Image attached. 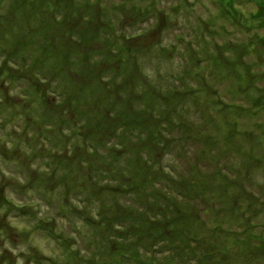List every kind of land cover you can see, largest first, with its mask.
Listing matches in <instances>:
<instances>
[{"label":"rangeland","instance_id":"rangeland-1","mask_svg":"<svg viewBox=\"0 0 264 264\" xmlns=\"http://www.w3.org/2000/svg\"><path fill=\"white\" fill-rule=\"evenodd\" d=\"M47 1L21 0L18 5L13 3L7 16L5 11L0 12V64L2 65L0 69V208L3 205L1 197L4 195L12 198L18 206L30 200V205L40 210L29 208L31 212L26 209L17 211V209L15 213L20 212L27 219L37 216L35 218L39 223L42 221L49 223L45 226L48 227V234L36 232L37 230L30 226L27 219L14 218L13 215L8 214V210H0V264H109L101 261L96 252L91 250L87 236L89 231L87 222L68 211L72 203L79 202L75 200L81 198L79 193L83 192L79 191L88 188L82 187L78 190L79 183L88 179L94 182L102 173L111 176L117 170V166L115 168L111 161L107 162L106 157L123 156L131 147L129 142L134 137H127L130 140H119L124 142L122 150L118 152L110 150L113 146L111 144L116 142L114 129L118 126L124 131L135 128L139 137H142V131L151 132L153 139L140 147L159 151V159L167 156V165L171 163V171H185L188 161L191 164H198L201 170L207 172L204 173V179L212 185L214 201L210 203L215 205V209L210 208L211 213L208 211V215H200L202 223L207 220L224 226L233 219L238 223L234 226V230L243 233L248 227L251 228V224L257 220L249 218L247 213L252 214L253 211L255 213L258 208L260 212L262 211L264 163L252 167L251 170L248 165L241 168L231 165L228 177L223 179L227 174L228 163L225 162L227 154L221 142L229 143L228 146L233 145L238 149H242L253 140L258 142L264 134L263 115L250 113L248 110L241 112V109L235 111L233 108L227 112L223 109L224 121H219L220 116L215 114L213 118L210 115L212 119L210 122V119H206L203 115L206 109L211 112L212 106L207 107L209 102L202 106L203 113L196 111L191 105L196 99V93H193L191 87L196 85L189 86L190 88L184 92L164 97L163 107L170 109L171 115L170 113L167 115L166 112L165 117L159 118L155 113V116L146 114L136 119L137 121L131 119L125 122L118 112V106L124 105L121 93L123 89L124 93L137 92L144 95L148 92L155 99L152 90L158 88L164 92L169 88L165 84L171 81V73L178 74L186 65V53H192V51L188 52L189 48H183L178 37L183 38L185 42L191 40V37H201L204 24L210 21L215 23L214 28L218 31L217 43L227 40L228 36H239V38L244 36L245 34L236 30L235 26H231L227 18L228 13L221 12V7L215 3V0H187L192 3V8L185 9L187 5L185 3L183 11L177 9L179 7L177 1L160 0L156 5L160 7L169 5L168 9L155 18L149 16L141 23L144 27L154 25V29L132 39L125 36L137 34L133 31L137 24L132 25L134 20L124 11L118 26H121L126 33L117 26L120 35H124L121 37V47L127 48L125 55H122V52L116 53L112 47L104 45L105 39L110 37L86 35L90 30L92 33L95 32L94 27H90L92 21L83 19L79 22L86 26L84 30L86 34L80 35L76 34L78 29H75L74 25H65L64 20L57 18V14L64 11V15L72 21L75 17L70 12L78 16L84 12L82 6L71 8L68 2L72 0H53L57 4L55 6L57 12L49 16L44 10ZM95 1L105 3L104 7H107L101 14L102 20L117 24L115 19L117 0ZM144 1L138 0L137 3L135 1L133 3L140 6ZM0 2L4 3L3 0ZM224 4L228 5V0H224ZM237 4L240 6L237 11L244 20L263 21L264 12L256 2L238 0ZM227 10L231 13L230 9ZM56 21H62L58 28L59 34L53 31V22ZM63 24L62 30L66 34L64 36L61 34ZM192 50L195 52L194 48ZM218 50L216 47L213 53L218 54ZM230 55L221 56L224 67L217 68L220 78L212 72L214 82L209 81L212 77L207 69L199 71V76L216 89L213 93L218 91L221 93L222 89L219 87L230 85L229 80L223 78L225 71L233 75L230 68L237 56L236 53ZM209 56L211 57V53ZM198 58L200 57L194 59ZM126 60L127 69L121 65L122 61L124 63ZM208 60L206 59V62L214 71L215 63ZM194 63L197 66V60ZM45 66L50 68L45 69ZM3 68L6 72H3ZM28 69L31 73L27 72ZM36 70L45 72L41 74L47 75L46 85H55L54 98H51V93L55 94V90L43 94L46 88L41 85L39 78L35 77ZM53 72H56L54 76ZM160 76L164 79L159 78ZM23 79L34 82L41 94L26 89L29 100L23 96L19 100L18 85ZM180 82L187 84L181 79ZM187 82L194 83L192 79H187ZM235 95L237 94L233 97ZM200 97L202 96L199 95L198 99ZM220 99L223 100V94ZM41 101L43 103L39 104ZM188 101L189 106H187ZM223 101L228 103V97ZM158 104L159 101L155 99L149 108L154 110L157 106L161 108V104ZM180 109L182 114L179 117L176 113H172L181 112ZM254 109L251 107V110ZM238 113L237 118L235 115ZM175 117L177 119L170 124L171 131L178 132L164 133L163 127L166 121ZM227 117L232 121L236 119L234 124H227L225 121ZM255 121L258 127L261 126L260 122L263 124L259 132L251 130L252 122ZM131 125L134 127L129 128ZM193 126L204 132L206 136L203 135L199 140L195 138V142L191 139L183 142L184 138L179 133L182 129L179 128L187 129ZM240 127L242 131L237 133V128ZM249 130L257 133H245ZM73 131H76L77 135ZM83 141L87 144L86 148L73 149L83 144ZM155 142L160 148H156ZM166 142L171 144L167 145ZM261 142L264 147V140L261 139ZM104 145L108 149H104ZM55 146L57 148H54ZM114 146L115 149L119 148L117 144ZM208 150H215V155L212 156ZM236 154L239 155V152ZM156 158L153 156V159ZM131 168H135V165H131ZM219 169L222 173L218 172ZM258 172L263 178L256 181L254 176ZM241 180H244L245 187L256 188L261 192L260 199L253 198L238 186L242 195L239 196L241 207L244 210L237 208L235 193L232 196L227 194L229 187L232 185L231 187L236 188L237 182ZM219 192H221L220 196H218ZM46 201H48L47 205L42 208ZM61 205L63 210H59ZM82 210L84 211V208ZM61 213L67 215L63 217L60 216ZM247 221L251 224L248 225ZM191 222L186 228L189 229L186 236L192 235L198 241H206L216 248L223 246L221 237L212 228L206 230L202 226L192 227ZM51 233L54 234L52 237ZM262 238L264 240V232ZM258 258L262 260L257 263H262L264 256L261 254ZM239 264L249 263L240 260Z\"/></svg>","mask_w":264,"mask_h":264},{"label":"trees","instance_id":"trees-1","mask_svg":"<svg viewBox=\"0 0 264 264\" xmlns=\"http://www.w3.org/2000/svg\"><path fill=\"white\" fill-rule=\"evenodd\" d=\"M133 1L137 3L138 0H117V17L115 16L117 24L102 20L101 14L107 7H104L105 3L95 0H75L74 2L72 0L68 2V5L71 8L77 5L82 6L84 12L78 16L70 12L75 17L72 21L64 15V11L57 14V18L64 20L65 25H74L75 29H78L76 34L80 35L86 34L84 31L86 26L81 25L79 22L83 19L92 21L93 24L90 27H94L95 32L92 33L90 30L86 35L91 37H110L105 39L104 45L112 47L116 53L121 54L120 52H122V55H125L127 48L121 47V37L124 35L121 36L118 31V27L121 29V26H118V24L122 21L124 11L128 17L134 20L132 25L137 24L133 29L137 34L133 36L126 35L125 37L135 39L136 36L149 33L154 29V25L142 26V20L146 21L149 16V18H155L169 7V5L164 7L157 6L156 3L160 0H148V2L147 0H143L144 2L140 6L133 3ZM167 1H177L179 3L177 9L182 11L185 3L187 4L185 9L190 10L192 8V3H189L187 0ZM253 1L264 12V0H244V2L249 3ZM3 2H0V12L5 11V15L7 16L13 3L14 5H18L21 0H3ZM237 2L238 0H228V5H226L224 4V0H215V3L221 7V12L224 11V14L228 13L227 15L230 18H227L231 22V26H235L236 30H239V32L245 35L240 38L239 36H228L227 40L217 43L218 31L216 30L217 28H214L215 23L210 21L204 24L201 37H191V40L187 42L183 38L178 37V41L182 43L183 48H189L188 52L192 51V53H186V65L179 70L178 74L174 75L171 73V81L165 84L169 87L167 90L164 92H161L158 88L157 90H152L153 96L159 101L161 108L158 106L155 107L156 110L149 108L155 102V99L148 92L144 95L138 94L137 92L124 93L125 91L122 88V104L124 105L118 106V112L125 122L127 120L131 121V119L137 121L136 119L146 114L155 116V113L159 118L165 117L166 112L167 115L169 113L171 115V110L163 107L162 100L167 95L186 91L191 85H196L195 87H191L193 89L192 91H194L193 93H196V95L194 94L196 99L193 101L195 104L192 103L191 105L194 106L196 111L203 113L202 106L209 102L210 104L207 107L212 106L211 112H208V109H206L203 115L206 119H210V122L212 120L210 115L213 118L217 114L220 116V121L223 120L222 110L224 109L230 112L233 108L235 111L236 109H241V112L248 110L250 113H260V115H263L264 120V18L263 21L258 22L244 20L237 11L240 7ZM55 6L57 4L53 0L47 1V7L44 9L47 11V15L52 16L53 13L57 12ZM226 8L230 9L231 13ZM53 23L54 33L59 34L58 28L62 21ZM64 24L61 26V30ZM121 31L126 33L123 29ZM259 31H261L260 34H258ZM61 34L62 36L66 35L63 30ZM179 46L182 47L181 45ZM216 47L219 49L218 54L217 52L216 54L213 53ZM192 48L195 49V52ZM210 53L211 57L209 56ZM231 53H236L237 56L236 61H231L232 67L230 70L233 71V75L230 72L228 74L226 71L223 74V78L228 79L230 85L227 87H219L222 89L221 93L219 91L218 93H213L216 89L212 88L208 82L199 76V71L207 69L211 77L212 72H214L215 76L220 78L217 73V68L219 66L224 67L222 62L223 57L221 56H231ZM195 57L200 58L194 59ZM206 59H210L215 63L213 64L214 71L209 67ZM227 59L230 58L227 57ZM195 60L203 64L200 65L197 63L196 66L194 63ZM123 61L121 65L127 69L126 64H128V61L126 60L124 63ZM261 67L263 69L260 70ZM1 68L2 65L0 64ZM44 68L47 69L50 66H45ZM137 70L139 69L137 68ZM3 72H6L5 68H3ZM27 72L31 73L29 69ZM41 73L45 72L36 70L35 77L39 78L41 85L46 88L43 94L50 93L49 90H55V94L51 93V98H54L56 95L55 85H46L47 75L44 76ZM55 74L56 72H53V76ZM159 78L164 79L163 76ZM180 79L187 84H182ZM187 79H192L194 83H188ZM209 81L214 82V78L212 77ZM18 89L20 90V94L18 95L19 100H21L22 96L26 100H29V93L26 89L33 90L35 94H38V92L41 94V91H38V86L34 82L26 81L25 79L19 83ZM43 94L41 95V100ZM221 94H223V100L228 97V103L220 99ZM231 94L237 95L233 97ZM199 95L202 97L198 99ZM42 103L41 101L39 104ZM187 106H189V101ZM251 107L255 109L251 110ZM172 113H176L177 117H179L182 111ZM24 116L26 117L25 113ZM177 117L166 121L163 127L164 133L173 134L174 132H178L171 131L170 125ZM235 117L238 118L239 113ZM235 120L232 121L229 117L225 119L227 124H234ZM256 122H252L251 130H257L259 132L258 130L263 127V124L260 122L259 125L261 126L258 127ZM131 127H134V125H131L129 128ZM237 129V133L242 131L241 127ZM179 130H181L179 132L180 136L184 138L183 142H188L190 139L195 142V138L199 140V138H203V135H205L204 132L198 130L195 126L187 129L180 127ZM224 131L226 132V129ZM73 132L77 135L76 131ZM114 132H116L117 136L115 137L116 142L111 144L113 146L110 150L116 152L122 150L124 146L123 141L130 140L127 137H134L129 142L131 147L123 156L106 157L108 159L107 162L111 161V164L115 168L117 166V170L111 176L102 173V175L96 177V181L94 182L88 179L87 181L79 183L78 190L82 187L88 188L79 191L83 192L79 193L81 194V198L75 199L79 200V202L72 203L68 211L78 216L82 221L87 222L89 227L87 236L89 237L88 241H90L91 250L96 252L101 261L109 264H239V261L242 260L249 264H258L257 262L262 260V258L259 259L258 257L261 254L264 256V240L262 238V232H264V201H262L263 206H261V212L257 207L258 209L255 213L254 211L252 214L247 213L249 218H256L257 221H254L252 224L247 221L248 225L251 224V228L248 227L243 233L233 229L238 224L233 219L224 226H221V224H213L207 220H205V223H202L200 215H208V211L211 213L210 208L215 209V205L210 203L214 201L212 185L204 179L205 172L201 170L198 164L195 165L186 161L187 168L185 171H171V163L167 165V156H162L159 159V151L149 150L147 147H140L153 139L151 132L142 131V137H139L138 131L135 128L124 131L121 126L115 128ZM254 132L256 131L249 130L245 133L254 134ZM167 139L168 137H166ZM261 139L264 140V134H262ZM261 139L258 142L253 140L252 143L250 142L242 149H238L233 145L228 146L229 143L220 141L225 147L227 154L225 162L228 163V167L227 163L225 164L227 174L225 176L223 174V179L228 177L231 165L237 166L238 168L248 165V168L251 170L252 167L264 163V147L262 146ZM119 140L123 141L119 142ZM116 144L119 146L118 149L114 148ZM160 144L162 145V143ZM170 144L167 143V145ZM155 145L156 148H160L157 142H155ZM86 147L87 144L83 141V144L73 149H83ZM54 148H57V146ZM103 148L108 149L106 145ZM162 150L165 151L164 148ZM208 151L211 152L212 156L215 155V150ZM237 152H239V155L236 154ZM153 156L157 158L153 159ZM182 159L185 160V158ZM131 165H135V168H131ZM218 172L222 173L221 169ZM262 178L263 176L260 175V172L254 176L256 181L262 180ZM231 179L232 181L234 180L232 177ZM244 180L237 182L236 188L234 186L231 187V185L227 192L230 196L235 193V204H237V208H240L239 210L244 209L241 207L242 202L239 196L242 195L238 190V186H241V189L251 197H258L260 199L261 192L259 189L245 187ZM85 193L88 194L85 195ZM220 195L221 192L218 193V196ZM1 199L3 205L0 210H8V214L13 215L14 218L20 217L21 219H27L20 212H18L19 214L15 213L16 210L26 209L31 211L29 208L34 207L30 205V200L18 206L10 197L4 195ZM47 203L48 201H46V204L42 208ZM83 208L84 211L82 210ZM33 210L40 209L33 208ZM59 210H63V205H61ZM66 215V213H61L60 216L65 217ZM35 217L27 219L30 226L33 229L35 228L37 230L36 232L41 231L44 234H48V227L45 226L49 223L45 221L39 223ZM190 221H192V227L202 226L206 230L212 228L221 237L223 246L216 248L206 241H198L192 235L186 236L187 231H189L186 228L189 227ZM241 226L243 227V225ZM43 228L46 229L44 230ZM53 231L55 233V230ZM260 264H264V260Z\"/></svg>","mask_w":264,"mask_h":264}]
</instances>
